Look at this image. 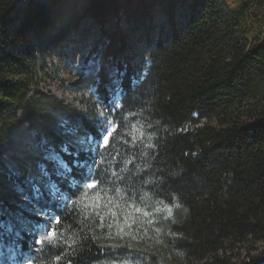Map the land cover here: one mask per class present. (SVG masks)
Wrapping results in <instances>:
<instances>
[{
  "label": "trees",
  "instance_id": "trees-1",
  "mask_svg": "<svg viewBox=\"0 0 264 264\" xmlns=\"http://www.w3.org/2000/svg\"><path fill=\"white\" fill-rule=\"evenodd\" d=\"M23 1L0 0V158L1 141L23 123L70 151L59 117L78 138L100 137L85 118L33 93L29 34L39 45L60 43L83 17L105 26L128 6L130 22L140 24L153 9L171 19L189 0H90L85 8L44 0L11 31ZM114 34L113 57L128 49V35L120 27ZM149 57L145 80L125 83L107 147L91 158L61 155L77 185L52 175L68 203L48 193L35 201L60 222L55 238L22 248L31 264H264V249H255L264 245V0H206L202 18ZM77 161L94 168L92 189L82 187L86 167ZM19 169L29 171L28 163ZM246 247L244 258L232 256Z\"/></svg>",
  "mask_w": 264,
  "mask_h": 264
},
{
  "label": "rangeland",
  "instance_id": "rangeland-1",
  "mask_svg": "<svg viewBox=\"0 0 264 264\" xmlns=\"http://www.w3.org/2000/svg\"><path fill=\"white\" fill-rule=\"evenodd\" d=\"M43 1L24 0L19 4L16 20L11 24L10 30L20 28L27 12ZM89 2L90 0H80L79 7L85 8ZM120 2L126 5V0ZM129 8L125 7V13L120 15L117 23L112 21L105 26L83 17L78 29L60 43L39 45L36 35L28 33L38 61V82L33 93L41 92L44 96L57 100L72 113L92 123L102 137L98 144L101 148L106 145L103 141L104 133L113 134L116 130L115 122L112 121L115 114L112 109L116 108L113 94L115 81L119 79V84L121 81H130L134 87L138 86L139 80L134 78L151 64V49H155L158 44L168 45L169 39L171 42L175 36L187 32L191 23L202 18L206 0H189L188 3L177 6L171 19L159 9H153L151 19L140 24L134 20L130 22L133 17H129ZM117 26L128 35V49L118 56L110 57L108 51L113 44L111 38L117 36L113 35ZM148 31L150 38L146 35ZM130 73H134V77H130ZM190 128L186 125L184 130ZM57 130L64 136H69L72 148L84 152L94 151L95 141L79 139L64 118H58ZM6 138L8 141H1L0 158V264H28L27 258L20 253L22 248L26 246L34 251L39 246L37 240L53 239L48 235L55 223L53 213L40 211L33 201L40 198L43 192L53 194L51 180L54 179L49 178L47 172L60 176L66 174L67 171L60 166L55 155L59 156L58 153H64L67 148L63 142L40 139L26 123L11 128ZM65 153L71 157L76 156L69 150ZM23 163H28L29 166V171L24 170V174L19 171ZM92 170V167L87 166L85 176H90ZM71 180L67 178L63 184H70ZM90 182L91 179L85 180L84 188L87 189ZM37 188L41 190L37 192ZM63 201L68 202L66 198ZM7 206L11 209L8 210ZM38 218L43 220V224H35ZM16 245L20 246L17 253ZM263 246L257 245L255 249L260 252L264 249ZM246 252L248 247L233 251L232 256L244 258Z\"/></svg>",
  "mask_w": 264,
  "mask_h": 264
},
{
  "label": "snow or ice",
  "instance_id": "snow-or-ice-1",
  "mask_svg": "<svg viewBox=\"0 0 264 264\" xmlns=\"http://www.w3.org/2000/svg\"><path fill=\"white\" fill-rule=\"evenodd\" d=\"M118 83V82H117ZM111 135V133L110 132H106V133H104V135H103V141H104V144H107V138H108V136H110ZM65 152H68V150L67 149H65ZM69 155H72V153H68ZM55 155V154H54ZM55 159L59 162V164H60V166L62 167V168H64L66 171H68V172H70L71 171V168L62 160V159H60V157L59 156H57V155H55ZM75 164H76V166H78V161L77 162H74ZM47 174V173H46ZM87 187L88 188H93V187H95V182L93 181V182H91V183H89L88 185H87ZM51 189H52V192H53V194L55 193V191H56V184H52L51 185ZM36 191L37 192H39V188H37L36 189ZM169 214H171V210L169 209ZM38 215H40V213H38ZM60 222V217L59 216H57L56 217V223H59ZM50 237H52V238H55V236H56V232H55V230L54 229H50V231H49V234H48ZM47 238V237H46ZM44 241L43 240H37L36 241V243H38V244H42Z\"/></svg>",
  "mask_w": 264,
  "mask_h": 264
},
{
  "label": "bare ground",
  "instance_id": "bare-ground-1",
  "mask_svg": "<svg viewBox=\"0 0 264 264\" xmlns=\"http://www.w3.org/2000/svg\"><path fill=\"white\" fill-rule=\"evenodd\" d=\"M86 87L88 88V87H89V85H87ZM86 87H85V89H86Z\"/></svg>",
  "mask_w": 264,
  "mask_h": 264
}]
</instances>
